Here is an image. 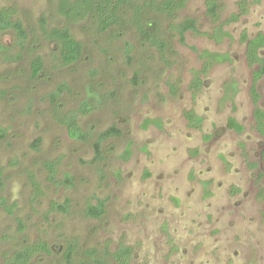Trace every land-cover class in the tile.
Returning <instances> with one entry per match:
<instances>
[{"label": "rangeland", "instance_id": "1", "mask_svg": "<svg viewBox=\"0 0 264 264\" xmlns=\"http://www.w3.org/2000/svg\"><path fill=\"white\" fill-rule=\"evenodd\" d=\"M136 1L141 14L125 8L119 25L100 31L90 17L68 21L60 0H0L28 31L22 47L14 30H0V264L40 240L50 252L27 264H64L69 242L75 261L87 264H118L122 246L132 248L130 264H264V119L260 129L255 117L256 107L264 110V76L255 104L260 64H250L243 39L264 34V0H246L245 11L242 0H218L217 17L205 0H186L172 14ZM188 18L198 30L182 41L174 26ZM139 19L153 23L164 49L142 38ZM220 25L230 35L218 40ZM54 27L82 43L73 64L61 63L48 35ZM205 51L226 60L207 68ZM36 57L43 69L34 76ZM85 101L94 108L77 121L88 137L73 139L63 119ZM190 111L201 128L191 127ZM112 126L121 133L102 140L95 159L99 134ZM98 199L104 214L88 216ZM66 200L67 212L55 207Z\"/></svg>", "mask_w": 264, "mask_h": 264}, {"label": "trees", "instance_id": "2", "mask_svg": "<svg viewBox=\"0 0 264 264\" xmlns=\"http://www.w3.org/2000/svg\"><path fill=\"white\" fill-rule=\"evenodd\" d=\"M186 0H164L159 2L157 0H144V6L148 8H156L163 12H167L172 14L177 8L182 7ZM207 5V12L213 16H218L219 10V2L218 0H205ZM245 2L246 0L241 1V6H243L242 10L245 11ZM125 8H131L135 10L137 14H141L143 8L138 5L136 0H60L58 5L59 12L71 22L83 20L87 17L92 18L95 22L97 28L100 31H107L115 25H119L122 22V15ZM139 16V15H138ZM238 14H234L232 16L233 19L238 18ZM43 26H45V20L42 19ZM153 23L148 21L147 23L141 22L138 20V27L141 32L142 38L153 44L158 46L161 49L165 47V41L160 40L155 34V27L152 25ZM175 29L180 34L181 40L184 41L185 33L188 30L197 31L198 27L196 24V20L192 18H188L184 21L177 23ZM12 29L15 31L17 35V42L21 44L23 47L28 39V31L26 29L25 24L22 20L18 18H14V9L7 7L0 9V30ZM48 35L50 38L56 40L60 46V58L61 63L64 65H70L76 62L82 55L83 45L82 43L75 38L72 34L71 30L68 27H54L48 31ZM229 32L223 29V25H220L216 28V32L214 37L220 40L224 36H229ZM243 39L248 41V59L251 65L260 64L259 70L254 73V83L252 86V93L255 104L258 102L260 98V94L257 91L256 83L260 79V77L264 76V56H261L259 51L261 48H264V34L259 33L252 39H248L247 35H243ZM131 45L127 44V54L129 61L132 59L131 55H129ZM5 51V47L0 40V55ZM205 56L209 58V61L206 63L207 68L211 65L213 61H223L226 60L225 54H220L216 52L205 51ZM43 69V61L41 57H36L32 61V74L37 76L41 73ZM206 71V70H205ZM201 80L197 77L195 81L194 87L200 86ZM65 88L64 85H60L58 90L53 94L54 97H57L60 92ZM94 106L89 104L88 102H83L80 107L68 115H66L63 119V122L66 124L68 129L69 136L73 139L77 140H85L88 137L86 131H84L80 125L78 124L77 117L79 114L90 113L93 110ZM255 116L258 122V126H263L264 119V110L261 108L255 109ZM187 119L193 128H201L203 118L196 115L195 112L190 111L186 114ZM230 126L237 129L242 130L243 126L236 121L235 118H231ZM121 131L112 126L99 134L97 141L95 142V159H99L102 157L101 154V143L102 140L108 138L112 135H119ZM7 135V130L0 125V139L5 138ZM50 169V179L55 180V164L52 162H47ZM68 184H73L72 178L67 175L65 178ZM4 185L2 171L0 170V189ZM39 190L37 183H34V190ZM36 196V193H35ZM4 197L0 196V205L5 204ZM55 207L63 212H67L69 210V200H66L64 204H56ZM105 212V200L98 199L96 204H88L86 208V214L92 217H100ZM22 227V225H20ZM77 250V245L73 242H69L65 252H64V264H87L84 261L76 262L74 259L75 252ZM41 252H50L49 245L45 241H37L33 242L29 245L24 246L21 250L16 251L13 256L8 260L10 264H27L32 258ZM132 253V248L129 246H122L117 252L114 253V258L116 259L118 264H130V257ZM93 255L95 253L93 252ZM95 264H106V262L100 258H94Z\"/></svg>", "mask_w": 264, "mask_h": 264}]
</instances>
